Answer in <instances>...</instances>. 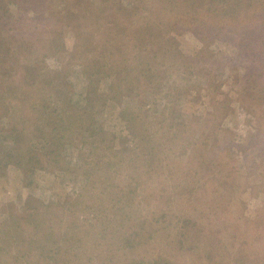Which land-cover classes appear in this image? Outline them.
<instances>
[{
  "label": "rangeland",
  "instance_id": "1",
  "mask_svg": "<svg viewBox=\"0 0 264 264\" xmlns=\"http://www.w3.org/2000/svg\"><path fill=\"white\" fill-rule=\"evenodd\" d=\"M91 1L80 13L73 0L39 12L31 0H0V37L12 50L0 59V112L19 96L13 56L65 78L78 112L57 115L54 80L38 82L44 93L23 114L0 116V264H264V22L240 17L253 2L224 0L238 6L234 16L205 0L184 17L172 13L186 6L165 1L132 27H156L152 51L132 48L117 56L131 65L116 68L111 47L107 65L97 48L120 47L129 26L112 20L113 0ZM87 23L97 40L72 56L74 28ZM13 33L32 35L30 49ZM53 42L65 51L42 60ZM43 136L52 149L35 154Z\"/></svg>",
  "mask_w": 264,
  "mask_h": 264
},
{
  "label": "trees",
  "instance_id": "2",
  "mask_svg": "<svg viewBox=\"0 0 264 264\" xmlns=\"http://www.w3.org/2000/svg\"><path fill=\"white\" fill-rule=\"evenodd\" d=\"M45 1H48V0H31L32 5L39 7L37 12H39V9L42 6L46 5ZM54 1L57 2V6L61 7L62 2L64 0H54ZM113 1H114V4L112 7H115L116 11H118L119 13L117 12V16L112 18V20L115 23H116V21L119 20V22H122V25L124 23L127 26H129V32L124 33V30L122 28L121 37L124 40H117L121 44L120 47L114 48L110 43H108L107 41H104L103 45L99 46L97 48V51H98L99 60L104 59L105 61H103L102 64L107 65L110 62H109L108 54H106L105 49H106V47H111L113 53H116V54L112 55V57H114L115 60H113L114 63L110 67L113 66L116 68H121V67H125L126 65H131V64H124V63L119 62V60L117 58L118 55L123 54L126 56V58H128L129 55L132 53V48H136L137 51H139L142 48H144L145 50H148V51H152L149 48L150 42L148 40L149 39L148 35H153L156 27H151V28L147 27L145 29H143V27H140L138 29H132V27L136 26L137 24H141L140 22L142 20H144V22H147L148 20L155 19V17H153V16H155L157 14L153 15L151 13V11H155L156 9H159V5L160 6L163 5L165 3V1H167V3L170 5L169 8L172 10H176L180 6H186V8H183L180 12L176 10V12L172 13V11L169 10L170 13H172L174 15L180 14L181 16H184V17H187V15H191V17H192V12L196 11L197 7L202 6L205 0H178V1H175V0H170V1L169 0H141L140 1L139 0V2H136L138 0H127L128 1L127 5H124L122 2H118V0H113ZM119 1H121V0H119ZM234 1L235 0H233V2ZM251 1L253 2V6L248 5V6H244L243 8H249V9L252 8V10L245 12L243 14V16H240V17L243 18L244 20L252 22L253 25L258 26L259 24L256 23L255 21L264 22V5L257 6L256 8H253V7L257 3H260V2L264 3V2H263V0H251ZM91 2H92L91 0H73L74 5L75 4L79 5L78 12H80V13H82L86 10L85 4L86 3L91 4ZM103 2H105V4H108L107 0H104ZM143 2H145V3H143ZM220 2H221L220 3L221 8H223L224 5H226V9L224 11V14L234 15L233 12L235 11V7H238V6L233 7L230 5L232 2L229 4H226V1H224V0H220ZM107 7H108V5L102 7L103 9L101 8L103 11H99L100 16L102 14H104L103 12H105ZM54 10L56 11V9H54ZM47 11H49V9ZM47 11H45L46 13L44 12L45 14H43L42 12H40L38 14H40L39 16H41V17H47L48 18L49 15H48ZM182 13H185V14H182ZM2 14L3 13L0 12V17L2 16ZM126 14H128V16H125ZM50 15H52V14H50ZM96 15L98 17H100L99 14H96ZM146 17H148L149 19H146ZM236 17H239V15H236ZM135 18H136V20H135ZM31 19H32V17H29L25 20L19 19L18 20V23L20 24L19 27H21V25H22L21 23L23 21L31 20ZM55 20H57V18ZM106 22L110 23V20H106ZM189 22H191V21H189ZM192 22H194V21H192ZM15 24H17V23L14 22V25ZM89 24L90 23L83 24V28H81L82 31H80V28H77V29L74 28L76 31V41L74 43V51L72 52V56L74 54H76L75 52L78 51L82 46L90 45V42H94L97 40L98 36H94L95 33H94L92 28L91 29L88 28V30H84L85 28H87V26ZM176 24H177V20L174 23V26ZM17 27H18V25L14 29H16ZM157 31H158V27H157ZM206 31H209V30H206ZM13 35H17V34L13 33ZM22 36H18V38L16 40L17 42L15 43L16 46H18L20 48L23 47V48H27V49L29 48L30 49V47L27 46L28 44L25 45V42L28 41V39L29 40L32 39V37H31L32 35H22ZM139 36H140V38L137 40V38ZM0 38L2 39L0 41V50L2 51V53L8 55V56L0 57V59H2V61H3L4 59H7L10 56V54L12 53L11 52L12 50L9 47V42L8 43L6 42L7 38L2 36V35ZM22 38H24V39H22ZM5 42H6V44H8L7 46H5L3 44ZM134 43H136V44H134ZM53 48H55V49L54 50H47V49H50V46H48V47L45 46V48L40 47L39 52L43 56L42 60L47 56L51 57L52 55H61L65 51L60 45L58 46L54 42L52 43V49ZM13 52H14V50H13ZM13 60L14 61L12 63V66H10V65L8 66L10 69L9 77L11 76V73L14 71L13 76L15 77L16 81H18L15 83H17L18 87H20L19 96L14 95L15 98L13 100L11 99L9 102H7L6 109L3 112H0V116H2L4 114L12 115V111L16 110V109H17V112L20 111V114H23L24 108H26V107L30 108V105L33 104V103H30V99L32 98V93H36L37 91L41 92L43 89V88H37L36 89L37 91H35V87L38 84V82L40 85H47L48 86V84L54 83V80H56V81L59 80L57 77V74H54L53 72L45 74L41 70V69H43L42 67H44L43 64H45V63H42V65L40 64V66H39V64H34L35 62L32 64H26L25 62H22V60L20 61V56H17V57L13 56ZM79 67H81V66H79ZM65 68H68V66L65 65ZM81 68H83V67H81ZM17 73H19V77H18ZM249 74L250 73H248V72L245 73L244 78H246V76H249ZM257 74L260 76H263L264 70L259 71ZM5 75H7V74H5ZM36 78H37V80H36ZM64 82H65V78L61 79V81H57V83L55 84V89H58L62 85L63 90H60L58 94L53 92V95H56L57 98H59L61 100L60 102L62 104V106L60 107L61 111H59V114H57V115H61L62 111H63V113H66L67 117H69V118L73 117V114H75V116L77 117L76 114H78V112L74 111L75 107L72 106V104L68 100L66 90H64V86H67L68 84H67V82H65V83ZM42 93H44V92L42 91ZM9 96H11V95H9ZM46 98H49V94L42 96L43 102H42V104H40V105H42L41 109L43 108L44 114H46V112L48 111V107H49V106H47V104L46 105L44 104V101ZM27 102H28V104H27ZM19 118L21 119L23 124L26 123V121L28 119L25 117H19ZM45 121L47 122V120H43V124L45 123ZM49 126L50 125L48 123V127ZM15 130L16 131H22V130H17L16 128H15ZM48 131L49 132L52 131V132L56 133V131L51 130V129H49ZM59 138L60 139L62 138L63 140H67V138L62 134V132L60 133ZM80 139H81L80 142L82 140L86 141V139H83V137H81ZM38 141L39 142L35 146H33L32 150H34L35 154H38V152L41 151V152L45 153L44 155H46V153L52 149L51 138H47V137L43 136ZM82 144L85 145L84 143H82ZM93 147H95V146H93ZM132 159H134V157H132ZM132 159L130 158L129 162L131 160V163H133L134 160H132ZM139 161H141V156L137 157L136 162H139ZM162 168L163 169L167 168L169 171L171 166L169 164H165L164 166H162ZM85 172H86V170H85ZM87 174H89V173H87ZM33 209H35V208H33ZM260 230H264V227Z\"/></svg>",
  "mask_w": 264,
  "mask_h": 264
}]
</instances>
